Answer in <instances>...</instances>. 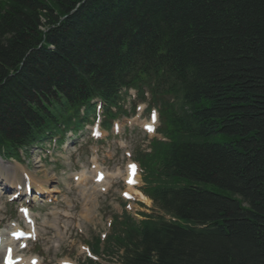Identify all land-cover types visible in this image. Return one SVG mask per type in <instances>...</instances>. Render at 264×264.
I'll return each mask as SVG.
<instances>
[{
	"label": "trees",
	"instance_id": "1",
	"mask_svg": "<svg viewBox=\"0 0 264 264\" xmlns=\"http://www.w3.org/2000/svg\"><path fill=\"white\" fill-rule=\"evenodd\" d=\"M170 76L179 106L142 159L144 191L187 224L124 215L105 250L121 264H264V0H0V150L95 95Z\"/></svg>",
	"mask_w": 264,
	"mask_h": 264
},
{
	"label": "rangeland",
	"instance_id": "2",
	"mask_svg": "<svg viewBox=\"0 0 264 264\" xmlns=\"http://www.w3.org/2000/svg\"><path fill=\"white\" fill-rule=\"evenodd\" d=\"M139 114H142L140 110L137 111V115ZM145 120H147L146 114L142 115L141 119L135 120L123 117L118 120L120 134L115 136L112 131L104 132L103 140L98 141L89 137L90 127L85 126L84 130L72 141L76 149L73 155L59 150L55 155L47 158L41 157L37 161L38 152L34 155L31 151L30 159L28 162L24 161L21 167L34 175L33 179L36 183L40 184L37 177L46 179L42 183L51 192L41 193L39 197L34 194L29 201L27 199L36 218L38 234L37 241L28 246V255L39 253L41 259L45 255L49 264H59L63 259L80 262L87 253L86 241L95 236L102 238L108 231L111 216L115 213L120 214L122 210H125L136 215L137 211L148 212V209L150 212L152 204L150 202L145 204L137 196H134L133 200L129 199V196L126 198L128 201L124 202L121 196L124 192L128 194V191L119 179L115 180L114 185L105 193L92 194L91 197L94 198L89 202L86 195L90 196L91 192H80L76 189L69 173L79 162L87 166L92 154L96 155L98 163L107 167L109 171L119 167L123 169L125 162L129 160L126 154H134L136 150L143 149L150 138V135H146L141 130V122ZM95 151H98L97 154L94 153ZM13 166L12 162L0 161L2 171L0 182L4 177V172L8 170L11 174L13 173ZM69 182L71 185H68ZM135 188L137 191L141 188L140 177L139 184ZM9 192L11 190H5V184L1 183V230H8L11 225L9 220H15L20 216L16 209L20 198L14 203L8 201ZM138 203H142L143 207ZM86 207L89 208V212L85 214L83 209ZM55 234H59V238L54 237ZM43 237L45 239L42 241Z\"/></svg>",
	"mask_w": 264,
	"mask_h": 264
},
{
	"label": "bare ground",
	"instance_id": "3",
	"mask_svg": "<svg viewBox=\"0 0 264 264\" xmlns=\"http://www.w3.org/2000/svg\"><path fill=\"white\" fill-rule=\"evenodd\" d=\"M93 159H94V161H96L95 158H93ZM119 174L120 173L118 172V174H116V175H119ZM93 175H95V173L92 174V172H91V175H89L87 173V171H85V170L79 171L78 173H76V176L78 177V179H77V185H79V184L81 186L82 185H85V187H86V184H87L86 181H87V179L89 178V180L91 181V178H93ZM125 175H126V180H128V185L129 186L133 185L134 182H135V180L138 179L137 173L135 174V171H134V169L131 166L129 167V169L127 170V172H126V170L124 171V176ZM72 176H74V175H72ZM109 176L110 175H107L108 179H106V176H105L104 179L101 181L100 185L92 184V186L97 189L101 185H104V186L109 185V181H110ZM6 180L7 181H5V180L2 179L1 183H6L7 185H8V183H10L11 184L10 187L16 186V184L19 182L17 179L14 181V177H12V180L11 181L8 180V177H6ZM129 186H128V190L130 191V193L131 194H134V195H138V193L136 192L135 188H132V187H129ZM36 190H37V188H36ZM38 190L40 192H42V189L39 188V187H38ZM91 196L92 195H90V196H88V194L86 195V199L89 202H91L92 201V198H94V197H91ZM139 197L142 198L140 195H139ZM83 210H84L85 214L87 212H89L88 211L89 208H87V207L84 208ZM54 237L59 238V234H55ZM9 241H12V240H9ZM7 246H9V245H7ZM16 264H40V262L37 259H35V258H30V259H27V260H22V259L17 258L16 259Z\"/></svg>",
	"mask_w": 264,
	"mask_h": 264
}]
</instances>
